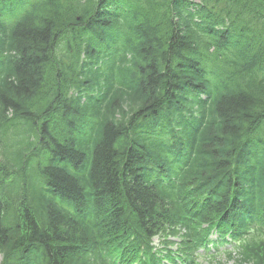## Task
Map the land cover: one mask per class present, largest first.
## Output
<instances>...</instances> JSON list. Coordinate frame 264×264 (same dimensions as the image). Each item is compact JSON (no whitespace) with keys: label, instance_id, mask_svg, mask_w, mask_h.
<instances>
[{"label":"trees","instance_id":"trees-1","mask_svg":"<svg viewBox=\"0 0 264 264\" xmlns=\"http://www.w3.org/2000/svg\"><path fill=\"white\" fill-rule=\"evenodd\" d=\"M170 235L264 264V0H0V264Z\"/></svg>","mask_w":264,"mask_h":264},{"label":"rangeland","instance_id":"rangeland-1","mask_svg":"<svg viewBox=\"0 0 264 264\" xmlns=\"http://www.w3.org/2000/svg\"><path fill=\"white\" fill-rule=\"evenodd\" d=\"M115 242L120 243L119 241H115ZM126 243L128 245H130L131 244V240H127V239L123 240L122 243L116 244V248L123 247V246L125 247ZM155 243L156 244H159L160 243V240L157 238L155 240ZM161 247L164 248V247H168V246L162 244ZM170 249L174 250V248H172V247ZM220 262H222V264H234L232 261H228V259L226 257H222L220 259ZM200 263L201 264H217L216 262L212 261V259H210V258H203V259H201V262Z\"/></svg>","mask_w":264,"mask_h":264}]
</instances>
